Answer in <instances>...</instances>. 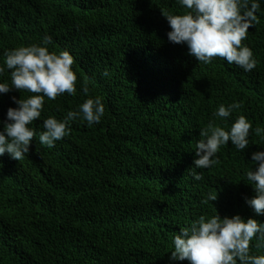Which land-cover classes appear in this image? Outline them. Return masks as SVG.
I'll return each instance as SVG.
<instances>
[{"label": "trees", "instance_id": "obj_1", "mask_svg": "<svg viewBox=\"0 0 264 264\" xmlns=\"http://www.w3.org/2000/svg\"><path fill=\"white\" fill-rule=\"evenodd\" d=\"M164 10H181L178 0H0V65L5 49L45 35L50 50L75 60L77 95L45 98L31 127L42 131L43 118L75 109L85 82L105 106L100 123L73 121L52 148L37 135L23 159L0 156V264H189L170 259L172 238L199 215L264 222L245 202L254 191L244 175L264 139L251 131L241 152L229 142L211 167L193 165L199 129L225 126L212 115L219 104L241 105L228 125L243 114L264 127V0L242 41L258 62L249 72L221 57L196 61L169 42ZM10 71L0 82L10 83ZM29 95L0 94V121L13 96Z\"/></svg>", "mask_w": 264, "mask_h": 264}, {"label": "clouds", "instance_id": "obj_2", "mask_svg": "<svg viewBox=\"0 0 264 264\" xmlns=\"http://www.w3.org/2000/svg\"><path fill=\"white\" fill-rule=\"evenodd\" d=\"M262 0H178L181 10L161 11L170 30L168 41L185 45L190 56L204 64L214 57L224 58L229 64L249 72L257 66L253 51L242 43L248 29L258 22L257 12ZM52 37L45 35L39 43L21 44L5 49L0 74L11 70L10 83L0 82V94L15 89L33 95L11 99L15 107H8L5 119L0 121V156L5 153L14 160L24 158L29 145L38 135L39 142L49 148L69 134L71 123L77 119L88 126L98 124L104 116L105 106L100 96L89 95L87 83L81 84L84 99L75 109H69L58 119L48 115L42 120L43 130L31 127L34 120L41 118L45 98L55 100L67 93L77 95V74L73 69L74 57L66 49L50 50ZM107 70L103 75L107 76ZM237 101L219 104L213 111L225 126L210 120L199 129L195 143V169H207L216 163V153L221 146L231 142L241 152L250 144V132L264 139V127L252 123L243 114H237L230 125L227 118L240 109ZM251 166L244 169L247 184L254 195L245 197V202L257 216L264 215V150L253 151ZM192 177L200 181L203 173L189 169ZM218 192L208 194L207 200L215 201ZM257 250L253 253L251 242ZM173 250L170 259L187 260L189 264H264V222L255 218H244L239 214L223 216L215 211L211 215L201 214L189 224L180 228L172 238Z\"/></svg>", "mask_w": 264, "mask_h": 264}]
</instances>
